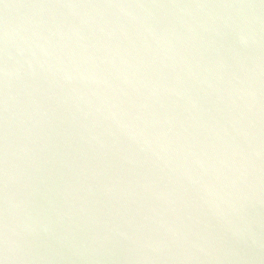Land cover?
<instances>
[{
    "label": "water",
    "instance_id": "obj_1",
    "mask_svg": "<svg viewBox=\"0 0 264 264\" xmlns=\"http://www.w3.org/2000/svg\"><path fill=\"white\" fill-rule=\"evenodd\" d=\"M0 264H264V0H0Z\"/></svg>",
    "mask_w": 264,
    "mask_h": 264
}]
</instances>
